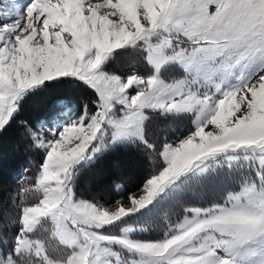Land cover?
Returning a JSON list of instances; mask_svg holds the SVG:
<instances>
[{
    "label": "snow or ice",
    "instance_id": "6c2138e0",
    "mask_svg": "<svg viewBox=\"0 0 264 264\" xmlns=\"http://www.w3.org/2000/svg\"><path fill=\"white\" fill-rule=\"evenodd\" d=\"M121 52L144 71L110 70ZM65 84L91 95L17 122L38 156L0 210V264H264V0H0V134ZM154 119L187 126L150 136ZM122 146L149 162L142 194L78 193ZM221 180L146 235L141 217Z\"/></svg>",
    "mask_w": 264,
    "mask_h": 264
},
{
    "label": "trees",
    "instance_id": "16d2710c",
    "mask_svg": "<svg viewBox=\"0 0 264 264\" xmlns=\"http://www.w3.org/2000/svg\"><path fill=\"white\" fill-rule=\"evenodd\" d=\"M110 70L118 74H130L132 71H144V66L139 57L133 52H121L111 64ZM91 95L71 85H58L49 87L33 96L28 97L22 107L21 113L16 120L0 134V210L9 213L12 208L9 195L13 192L23 176H33V162L38 154L29 150L28 142L23 136V130L18 126L21 119L35 121L38 116L56 113L62 104L75 106L80 100ZM185 122L174 123L153 120L149 124L150 136H160L165 132L171 137L186 127ZM135 162L137 166L135 167ZM28 169L27 172L24 170ZM149 170V162L144 155L131 146H122L108 150L84 169L80 177L77 191L85 198H99L104 201L115 200L126 197L141 184L144 176ZM119 183L123 191L117 193L112 190L113 184ZM224 181L209 182L201 185L192 184L182 193L178 194L177 202L173 199L171 203L165 202L155 210L156 217L153 224L149 223L150 234L155 236L154 225H158L163 215L175 216L180 212L182 204L204 203L215 198ZM176 203V204H175ZM175 204V206H174ZM152 223V219H151ZM158 231V230H155Z\"/></svg>",
    "mask_w": 264,
    "mask_h": 264
},
{
    "label": "rangeland",
    "instance_id": "374dc122",
    "mask_svg": "<svg viewBox=\"0 0 264 264\" xmlns=\"http://www.w3.org/2000/svg\"><path fill=\"white\" fill-rule=\"evenodd\" d=\"M118 74V73H117ZM137 166V162H135V167ZM132 195H135V196H139V195H141L142 193H141V191H140V188H137L136 190H134L133 192H130ZM178 196V195H177ZM174 197L173 199L177 202V198L178 197ZM173 199H171V200H169V201H167V202H169V203H171V201L173 200ZM123 203H125V204H128V201H127V199L125 198L123 201H122ZM165 204V203H164ZM176 204V203H175ZM175 204H174V206H175ZM163 205V204H162ZM160 207V206H159ZM158 207V208H159ZM157 208V209H158ZM154 212H155V210L152 212V213H150V214H147V215H145L144 217H141L140 218V220H139V223L141 224V225H143L144 227H146L147 229H148V232L146 233V235H148V234H150L151 232H149L150 231V227H149V223L150 224H153V222H155V220H156V217L154 218V216H153V214H154ZM172 217H174V216H172ZM151 219H152V223H151ZM162 223H163V219H161L159 222H157V224L158 225H154V232H153V234L154 233H159V229H160V226L162 225ZM155 230H158V231H155Z\"/></svg>",
    "mask_w": 264,
    "mask_h": 264
}]
</instances>
